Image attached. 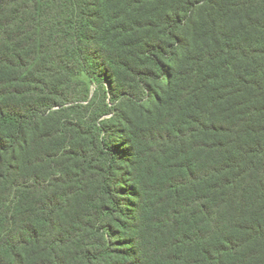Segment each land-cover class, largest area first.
<instances>
[{"label": "trees", "instance_id": "obj_1", "mask_svg": "<svg viewBox=\"0 0 264 264\" xmlns=\"http://www.w3.org/2000/svg\"><path fill=\"white\" fill-rule=\"evenodd\" d=\"M0 264H264V0H0Z\"/></svg>", "mask_w": 264, "mask_h": 264}]
</instances>
